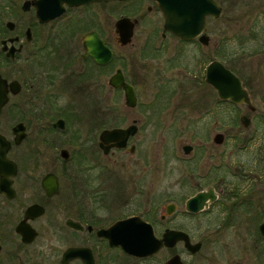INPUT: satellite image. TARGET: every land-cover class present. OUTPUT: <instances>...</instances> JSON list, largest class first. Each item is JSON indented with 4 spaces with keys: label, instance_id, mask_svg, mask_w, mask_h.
Returning a JSON list of instances; mask_svg holds the SVG:
<instances>
[{
    "label": "flooded vegetation",
    "instance_id": "af4514ba",
    "mask_svg": "<svg viewBox=\"0 0 264 264\" xmlns=\"http://www.w3.org/2000/svg\"><path fill=\"white\" fill-rule=\"evenodd\" d=\"M0 1V12L19 14V22L6 20L0 27V87L7 90V101L0 109V264H120V253L142 261L179 244L187 249L179 240L173 247L163 246L151 256L138 257L111 244L100 232L138 217L152 226L158 239L168 229L179 230L187 233L191 242H201L202 248V241H194L188 230L168 226L175 213L195 218L220 205L223 210L219 207L216 219L213 213L218 223L214 226H220L233 218L236 204L253 208L255 216L264 209V186H250L249 191L245 184L239 187L245 178L240 172L233 174L235 182H231L226 134L210 131L216 123V95L222 103L236 104L220 98L206 80L209 64L219 60L208 34L209 20L223 13L218 0L214 1L221 14L206 18L203 33L207 43L200 41V35L185 40L166 30L163 12L155 0ZM256 7H264V0H257ZM121 18L129 19L126 28L129 23L133 25L127 44L121 43V26L116 24ZM138 27L145 29V37L134 44ZM91 34L110 50L106 63L89 52L85 39ZM168 38H176L180 44H172ZM129 47L134 49L133 57L119 55L118 48ZM117 72L132 87L135 105H126L123 87L109 84ZM104 79L113 96L123 97L127 121L107 125L102 119L88 120L87 111L103 115ZM14 81V88L19 87L16 93L11 88ZM65 96L69 99L60 106L57 101ZM144 97L148 99L143 101ZM114 106L117 111L113 115L118 119L123 110L118 105L112 109ZM14 113H19L18 119H12ZM128 128L134 131L123 147L104 143L101 138L106 129ZM153 128L178 129L169 150L184 168L189 166L187 172L172 171L167 159L159 168H151ZM188 131L192 132L189 140L183 136ZM217 133L223 136L217 138ZM168 139L162 137V155ZM261 148L253 169L249 168L257 171V177L262 171ZM73 158L75 165L70 166ZM152 176L160 178L151 181ZM173 177L178 178L179 188L189 186L192 193L166 203L157 217L156 203H151L147 194L153 182ZM201 191H211L215 198H209L198 212L188 211L187 200ZM252 203H257L256 210ZM180 204L183 207L179 210ZM263 221L257 226L261 238ZM158 224L163 226L161 231ZM131 229L133 225L119 228ZM175 254L179 253L171 251L162 264Z\"/></svg>",
    "mask_w": 264,
    "mask_h": 264
},
{
    "label": "rangeland",
    "instance_id": "374dc122",
    "mask_svg": "<svg viewBox=\"0 0 264 264\" xmlns=\"http://www.w3.org/2000/svg\"><path fill=\"white\" fill-rule=\"evenodd\" d=\"M218 1L223 6V13L219 18L209 20V44H214L215 46V58L221 60L243 79L245 83L243 84L249 90L256 109L252 111L244 105L222 103L216 95L215 106L213 108L216 123L210 131L225 132L227 147L228 145L230 147V161L232 163L231 182H235L233 174L240 172V174L245 175V178L239 187L245 184L247 190L250 186L255 187L256 184L264 186V7H256L257 0ZM2 2L0 1V4ZM6 20L19 22V14L11 16L0 12V27L4 25ZM144 37L145 29L138 27L133 38L134 44H140L139 42L144 40ZM167 40L172 42V44H180L176 38H168ZM118 49L120 56L133 57L134 49L130 47L128 48L129 50L127 48ZM204 49L206 50V48ZM191 55L192 53L189 56L185 54L184 58L187 59ZM103 85V115L98 112L87 111L88 120L102 119L107 125H111L118 120L127 121L128 109L123 105V97L113 96L110 87L106 83V79H104ZM195 89L197 88L195 87ZM67 99H69V96L59 98L57 102L60 106H64ZM116 99L119 100L115 102ZM141 99L144 101L148 97ZM113 105H118L119 109L123 110L119 111L121 117L118 119L113 115L117 111L115 106L112 109ZM14 115L15 117L12 119H18L19 113H14ZM242 115H246L250 119V123L247 126L240 121ZM177 131L178 129L172 131L151 129L152 169L159 168L161 161L163 163L166 159L169 162V167H172L171 170L174 172H187L189 169V166L184 168V164L169 150V148H172L171 137ZM143 136L144 134L142 133L140 137L143 138ZM163 136H167L169 139L165 153L162 155L160 149ZM183 136L189 140V138H192V132L188 131ZM244 146H247L248 149H244ZM260 146L262 147L260 155H263V160L259 170L262 169V171H258L259 177H257V171L251 169H253L252 166L255 164L257 151ZM216 153H218V150ZM124 160H128L126 155ZM75 161V158L71 159L69 165L74 166ZM156 178H160V176L150 177L151 181H155ZM178 186L177 177H173L171 180L167 178L161 182H153V186L147 197L151 203H156L153 205L155 207L153 209L157 212V217L164 210L166 203L191 195L192 191L189 189V186H181L180 188ZM243 189H240L242 194H244ZM262 191L263 196L261 201L264 202V188H262ZM257 195L254 197H257ZM255 200L256 198L253 201ZM256 204L252 203L255 210ZM240 206L241 204L234 206L235 215L233 214V218L226 225L214 226L217 222H214L213 213L217 214L220 205L219 207L216 206L213 212L209 209L195 218L181 215L178 211L179 214L175 213L171 220H168V226L188 230L193 235L194 241H202V248L195 254L189 253L179 244L173 250L164 249L152 258L142 261L126 258V256L124 257L120 253V264H162L169 257L171 251L174 250L180 254L184 264H232L235 262L264 264V238H261L257 229L258 224L264 218V209L262 208L261 212L258 211L259 214L255 216L253 208L246 206L241 208ZM182 207V204H180L179 210ZM221 210L223 209L221 208ZM218 216L219 214L216 215L215 219ZM158 225V230L161 231L163 226ZM216 228L219 230L217 231Z\"/></svg>",
    "mask_w": 264,
    "mask_h": 264
},
{
    "label": "water",
    "instance_id": "95a60500",
    "mask_svg": "<svg viewBox=\"0 0 264 264\" xmlns=\"http://www.w3.org/2000/svg\"><path fill=\"white\" fill-rule=\"evenodd\" d=\"M80 2L93 0H79ZM109 1V0H103ZM164 15V27L178 37L189 40L200 35L199 39L203 43H207L208 37L203 32L205 30V22L207 16H219L221 7L214 0H155ZM128 18H121L116 24L120 25V39L122 44L131 41L133 33V25L129 23L126 28ZM125 23V28L122 24ZM10 24V23H8ZM94 34L88 35L85 42L92 56L99 62L106 63L110 57V50L104 46V43L97 40ZM96 39V40H95ZM94 41L97 44H91ZM91 44V45H90ZM207 82L214 85L218 96L222 99H230L236 104H246L250 110H255L250 94L242 85L241 79L230 69L226 68L219 60L212 61L207 68ZM11 88L16 93L19 87ZM109 84L115 87H123L126 91V105L133 106L136 103V97L130 85L126 84L120 72L114 74ZM7 90L0 87V109L7 101ZM241 122L247 126L250 119L246 115H242ZM133 129H106L103 131L101 138L104 143L114 142L116 146L123 147L126 144L128 136L133 133ZM223 134L217 133L216 137H222ZM105 147V151H107ZM67 153L66 151H64ZM215 198L211 191H201L191 196L186 203V209L191 212H198L207 205V200ZM167 211H171L168 206ZM133 225L131 230H119L121 227ZM135 226V227H134ZM260 232L264 235V221L260 225ZM102 235L109 237V242L114 245H120L123 250L131 255L138 257L151 256L157 253L163 246L173 247L177 241L183 240L185 248L195 253L201 248V242H191L187 233L179 230L168 229L164 237L158 239L153 232L150 224L142 221L138 217H132L122 220L114 224L109 229L100 232ZM125 234V235H124ZM164 264H184L179 254L173 255ZM232 264H245L243 262H235Z\"/></svg>",
    "mask_w": 264,
    "mask_h": 264
}]
</instances>
